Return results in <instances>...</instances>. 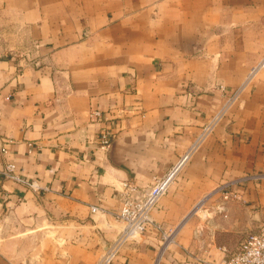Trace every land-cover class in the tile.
Here are the masks:
<instances>
[{"label":"crops","instance_id":"1","mask_svg":"<svg viewBox=\"0 0 264 264\" xmlns=\"http://www.w3.org/2000/svg\"><path fill=\"white\" fill-rule=\"evenodd\" d=\"M263 56L264 0H0V169L35 186L0 175V264H96L121 184L150 186L190 149L152 211L176 228L157 264L229 258L264 223V64L192 146L218 88ZM91 109L112 118L106 150ZM159 242L149 230L112 264H155Z\"/></svg>","mask_w":264,"mask_h":264},{"label":"built area","instance_id":"2","mask_svg":"<svg viewBox=\"0 0 264 264\" xmlns=\"http://www.w3.org/2000/svg\"><path fill=\"white\" fill-rule=\"evenodd\" d=\"M264 64V56L254 68L244 84L233 92H227L223 87L218 90L226 97V101L219 112L214 114L210 120L202 127L200 133L195 139L192 146H198L203 140L213 131L214 127L224 116L227 108L235 102L243 87L249 82L256 70ZM90 121L101 123V127L97 134L98 147L101 150H106L114 138L112 129V118L108 113L101 112L97 109L89 111ZM192 151V149H190ZM190 150L181 156L179 160L169 168L162 176L156 178L148 187L138 188L132 182H123L121 184V193L119 198V209L114 218L121 224L116 238L109 244L104 253L100 256L96 264H112L118 256L121 249L128 241L136 240L145 235L149 230H154L159 237V252L155 264L159 258L164 254L167 248L174 243L176 228H164L153 220L152 211L156 207L159 199L169 190L173 184L178 173L187 162L190 156ZM2 153H5L2 150ZM0 175L8 180L23 183L31 189H35L33 182H24L17 171L15 164L7 162L0 169ZM224 187V186H223ZM232 198L237 199V195H232ZM204 198L199 202L201 203ZM198 203V205H199ZM92 212L96 208L91 209ZM214 264H264V223H260L255 233L248 236V238L241 244L235 253L229 258L223 259Z\"/></svg>","mask_w":264,"mask_h":264}]
</instances>
